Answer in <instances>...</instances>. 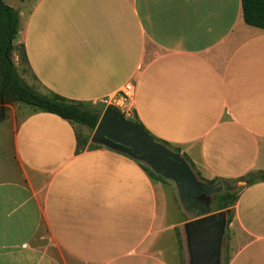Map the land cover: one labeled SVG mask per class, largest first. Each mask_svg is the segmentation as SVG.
Listing matches in <instances>:
<instances>
[{"label": "crops", "instance_id": "obj_1", "mask_svg": "<svg viewBox=\"0 0 264 264\" xmlns=\"http://www.w3.org/2000/svg\"><path fill=\"white\" fill-rule=\"evenodd\" d=\"M2 1L18 12L16 70L24 51L41 93L105 103L130 81L144 128L201 178L264 171V29L241 0ZM24 104L0 121V264H170L150 248L186 220L160 225L144 166L81 148L78 123ZM231 212L220 264H264V181L243 184Z\"/></svg>", "mask_w": 264, "mask_h": 264}, {"label": "water", "instance_id": "obj_2", "mask_svg": "<svg viewBox=\"0 0 264 264\" xmlns=\"http://www.w3.org/2000/svg\"><path fill=\"white\" fill-rule=\"evenodd\" d=\"M92 141L126 151L137 160L146 161L156 173L174 180L183 207L194 216H200L188 222L195 264H220L223 216L220 212L209 213L207 201L200 196L220 189L234 190L236 185L226 179L213 185L198 181L185 159L158 142L134 120L126 118L113 105H107L100 115Z\"/></svg>", "mask_w": 264, "mask_h": 264}, {"label": "rangeland", "instance_id": "obj_3", "mask_svg": "<svg viewBox=\"0 0 264 264\" xmlns=\"http://www.w3.org/2000/svg\"><path fill=\"white\" fill-rule=\"evenodd\" d=\"M21 62H22V72L21 70L17 71V73L19 74L20 77H24L27 76V78L25 79L28 83L32 84L34 87L38 88L39 84L35 81V78L33 77V75L29 72L28 68L25 67V63H24V58H21ZM26 72V73H25ZM25 74V76H23V74ZM89 106L91 108H93V110H96L97 112H100V114H102V112L104 111L105 107L108 105H106L104 102H88ZM20 105H25L24 103L21 102H11L8 104H0V108H3L5 110L6 115L9 114L13 108H18ZM136 115H133L132 117H128L131 120L137 119L135 118ZM137 121V120H134ZM7 121H1V124H6ZM3 126V125H2ZM0 127V130L2 132H4L3 134V138L2 141H4V143L0 142V164H5V162H8L10 159V151L7 145V142H9V134L7 132H5L6 128L4 127ZM79 127V138L81 140H85L84 143H81V148H102V147H106V148H112V149H116L111 147L110 145L104 143V142H95L92 141V135L93 132L91 129H89L88 127L84 126V125H78ZM158 141V140H157ZM158 142L164 144L165 146H167L171 151L177 153L179 156H181L183 159L184 156L182 155V153L180 152V147L174 145V144H170L168 142H166L167 144H165L164 142H162V140H159ZM179 148V149H178ZM120 150V149H117ZM126 154H128V152L120 150ZM129 155V154H128ZM8 156V157H7ZM7 157V158H6ZM138 161L142 164V166L147 167L148 169H150L153 173H154V181L156 182L157 185V189H158V197H159V202H160V206L162 207L163 210V214L165 213V215H163L164 221L163 224H160L162 226L164 225H172L174 223H177L178 221L181 220H186L178 225H176V227H173L170 230H167L163 233L162 238L160 240H156L152 246H151V251L157 253L158 255H160L162 258H164L166 261H168L170 264H195V259H194V254L191 250V246H190V230H189V226H188V220L200 217V216H194L192 214V212L187 211L179 198V194H178V189L176 186V183L174 182V180L170 179V178H166L158 173H156L147 163L146 161H142L139 160ZM186 161V160H185ZM187 162V161H186ZM188 163V162H187ZM192 169V168H191ZM196 176V179L200 182H203L207 185H213L219 181H221V179H215L213 183L209 184L207 182H205V180L201 179L200 175L196 174V172L194 170H192ZM245 179L246 177L243 178H239V179H232V180H228L231 184L236 185V189L234 190H224V189H220L216 192H213L211 194H202L200 196L201 199L206 200L208 203V207H209V213H217L220 212L223 216V221H224V228H223V235H222V244H221V250H220V254L219 257L222 256V253L224 251V243L226 240V237L229 233V229L227 227L228 224V220L232 217V212H231V206L234 202V199L236 197V193H238L239 189L243 186V184L245 183ZM227 192H230L227 195ZM186 222V224H184ZM157 236V234H156ZM76 264H79L76 262Z\"/></svg>", "mask_w": 264, "mask_h": 264}, {"label": "trees", "instance_id": "obj_4", "mask_svg": "<svg viewBox=\"0 0 264 264\" xmlns=\"http://www.w3.org/2000/svg\"><path fill=\"white\" fill-rule=\"evenodd\" d=\"M241 6L244 22L264 29V0H241ZM18 27L19 17L17 10L0 0V104L23 102L40 110L54 113L71 122L84 125L94 131L101 114L93 110L88 102L69 99L54 92L41 93L19 76L12 60L13 40L18 32ZM21 56L25 59L24 51ZM134 115L136 114L134 113ZM5 116V110L0 108V121ZM134 120H137L135 122L144 128L138 118ZM154 138L158 141L160 140L156 137ZM84 142V139L81 140V143ZM162 142L167 144L163 140ZM182 155L192 170L199 175L189 157L185 153H182ZM144 168L149 176L154 178V173L147 167L144 166ZM243 177H246L245 185L256 181H264V171L249 173L240 178ZM214 180H205V182L211 184ZM229 193L227 192V195Z\"/></svg>", "mask_w": 264, "mask_h": 264}, {"label": "built area", "instance_id": "obj_5", "mask_svg": "<svg viewBox=\"0 0 264 264\" xmlns=\"http://www.w3.org/2000/svg\"><path fill=\"white\" fill-rule=\"evenodd\" d=\"M134 91V85L132 82L128 81L124 83L117 92L108 96L105 103L115 106L126 118L132 117L134 115V110L129 102L134 97Z\"/></svg>", "mask_w": 264, "mask_h": 264}]
</instances>
